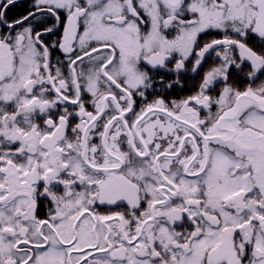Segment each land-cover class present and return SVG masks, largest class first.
<instances>
[{"label":"snow or ice","instance_id":"obj_1","mask_svg":"<svg viewBox=\"0 0 264 264\" xmlns=\"http://www.w3.org/2000/svg\"><path fill=\"white\" fill-rule=\"evenodd\" d=\"M0 264H264V0H0Z\"/></svg>","mask_w":264,"mask_h":264},{"label":"flooded vegetation","instance_id":"obj_2","mask_svg":"<svg viewBox=\"0 0 264 264\" xmlns=\"http://www.w3.org/2000/svg\"><path fill=\"white\" fill-rule=\"evenodd\" d=\"M24 2V0H21V3H23ZM23 11V8L22 7H16L15 9H13L10 13H9V15H16L17 13H20V12H22ZM205 67H207V66H205ZM203 71V70H202ZM178 91V90H177Z\"/></svg>","mask_w":264,"mask_h":264}]
</instances>
